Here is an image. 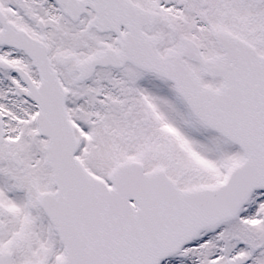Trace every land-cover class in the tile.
<instances>
[{
    "label": "snow or ice",
    "instance_id": "1",
    "mask_svg": "<svg viewBox=\"0 0 264 264\" xmlns=\"http://www.w3.org/2000/svg\"><path fill=\"white\" fill-rule=\"evenodd\" d=\"M0 264H264V0H0Z\"/></svg>",
    "mask_w": 264,
    "mask_h": 264
}]
</instances>
